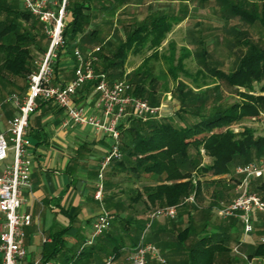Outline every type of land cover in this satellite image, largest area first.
<instances>
[{"label": "trees", "instance_id": "16d2710c", "mask_svg": "<svg viewBox=\"0 0 264 264\" xmlns=\"http://www.w3.org/2000/svg\"><path fill=\"white\" fill-rule=\"evenodd\" d=\"M87 1L67 0L69 20L64 29V36L68 48L76 43L79 34L84 33L85 21L88 18L86 10L91 8L89 5L91 2ZM220 1L226 3L230 11L241 19L251 23L259 22L264 27V7L260 14H255L228 0ZM0 16V82L20 87L19 81L26 79L28 81L29 75L38 68L36 61L33 60L32 46L44 50L38 43L34 29L39 28L44 32L42 34L45 36L47 34L41 21L22 7L19 0H0ZM174 22L175 18L168 13L149 18L128 33L115 51L110 54L97 52L96 69L107 73L108 77H114V70L119 69L121 76L125 72L124 66L129 53L132 51L138 54L147 47L151 53L144 60V64L145 62L147 64L150 58L159 57V48L167 33L172 30ZM88 38L99 39L95 29L88 34ZM246 44L249 48L248 53L241 57L236 69L229 72L219 68L210 69L215 78L235 89L238 101L229 106L219 107L211 114L194 113L195 121L185 125L176 124L173 117L167 120H159L157 117L146 120L133 117L128 126L122 128L120 124L123 157L115 162L120 166H128L138 178L144 175L158 182L154 185H144L143 192L139 191L136 194L139 199L146 196L143 199L146 208L149 205L153 206L152 210L164 205H178L181 210L191 205L199 212L201 210L195 204L196 201H185L189 195L194 193L196 200L206 192L211 193L212 197H220L228 189L226 179L210 178L211 176L231 173L235 164H246L254 158L264 156V135H256L253 127H245L243 130L234 128V124L245 118L264 115V47L250 42ZM88 49L87 47L81 50L86 52ZM188 56V53L181 54L177 58V63L169 66V72L175 80L178 79L179 72L189 75L184 63ZM167 59L171 63L174 62L170 56ZM100 62L103 64L101 69L98 68ZM198 72L201 73L200 70ZM190 90L185 91L183 86L179 87L180 106L175 113L181 118L183 113L189 112L188 108L193 104L196 107L195 100L199 98L190 96ZM151 92L143 80H136L131 91L138 97H146ZM206 155L211 157V162L204 161ZM208 179L210 182H206ZM261 187H264V182ZM213 207V204H209L204 209L207 211L205 213L207 218L204 220L202 234L197 244L190 246L187 264H233L234 258L229 255L233 224L224 231L207 229L210 226L208 213ZM191 212L189 209L187 223L178 231L177 238L180 243H185L196 231ZM196 212L194 211V214ZM115 218L121 222L124 220L126 223L133 222V228L141 224L144 230V225L146 226V219L137 220L132 217L126 220L119 216ZM70 228L71 225H68L50 234L51 241L44 243L43 257L39 264H46L50 260L62 264L59 263L57 256L66 251L64 248ZM257 232L256 245L246 248L243 243L241 248H246L250 258L256 257L260 264H264V242L261 241L262 236L258 235L261 232ZM110 237L111 233H106L104 240L99 243L107 244L111 241ZM237 242L239 244L241 241ZM137 243L135 242L133 246ZM78 256L89 260L85 264L90 263L94 249L86 251L82 248Z\"/></svg>", "mask_w": 264, "mask_h": 264}, {"label": "rangeland", "instance_id": "374dc122", "mask_svg": "<svg viewBox=\"0 0 264 264\" xmlns=\"http://www.w3.org/2000/svg\"><path fill=\"white\" fill-rule=\"evenodd\" d=\"M88 1L91 2L90 4L88 3L91 8L86 10L88 18L85 21L84 33L78 35V40L71 47H65V49L61 50L60 54L63 55L62 57L59 56L60 59L58 58L60 62L66 60L68 57L65 54L73 53L72 51L75 47H80L81 49L100 47L99 52L110 54L116 50L128 33L149 18L162 13H168L175 18L176 23L174 22L172 30L167 33L159 48V57L150 58L147 64L146 62L144 64V60L150 55L151 50L147 47L138 54L131 51L125 63L123 75L120 76V70L116 69L117 71L114 70L113 72L114 77H108L110 82L116 80L127 82L131 95H133L131 91L136 80H143L144 85L152 92L141 98L148 101L150 105L161 108V113L157 115L159 120H167L169 117H173V121L176 124L185 125L195 121L194 113L211 114L219 107L229 106L238 101L239 97L235 89L215 78L211 74L210 69L219 68L227 72L236 69L241 57L248 53L249 48L246 42L264 47V27L259 22H247L236 16L230 11L227 4L220 0ZM228 1L242 6L248 12L255 14H260L264 7V0ZM94 29L100 31L98 40L88 38V34ZM33 32L38 36L39 45L44 48V50H41L36 46H32L33 60L36 61L38 66L41 62V57L50 45V38L42 34L43 31L39 28L34 29ZM183 53H188L189 55L184 60L185 69L189 72V75L179 72V77L175 80L169 72V66L176 64L177 58ZM168 56L174 59L173 63L167 59ZM98 68H103L101 62L98 64ZM199 70L201 73L198 72ZM19 85L20 87H15L7 82H0V103H2V109L5 107L6 109L9 108L7 105L11 104L3 103L8 96L17 94L22 97L25 94L28 86L27 79L20 80ZM182 86L185 91L191 89L189 92L190 96H198L199 98L195 100L196 107L193 104L188 108L189 112L183 113L184 115L181 118L175 112L180 106L178 96L179 87ZM6 111L8 113V110ZM245 127H253L256 135H264V115L256 118H245L240 123L234 124L235 130H243ZM258 159L254 158L253 161ZM12 161L13 150L9 152V158L5 162L10 163ZM238 165L240 163L235 164L233 167V175L236 178L233 180L237 182V185L240 183L241 177L235 174L234 169ZM206 182H210L209 179ZM232 182L220 197H212L211 193L205 191L206 194L197 199L195 203L198 209L200 208L201 210L199 212H196V209H193L190 205L179 210L175 218H162L153 221L151 227L147 230L146 239L158 246L163 256L167 259V264H187L190 246L196 245L201 237V229L205 218H207L205 214L207 211L205 212L204 209L209 204H213L214 207L208 213L210 226L207 229L224 231L233 224L231 242L229 241L231 247L229 255L234 258L233 264H247L242 255L233 251V248L238 244L237 241H241L244 236L243 224L237 218H222L218 215V209L222 207V204L229 203L238 195V189L235 191ZM262 183V179H252L251 190L264 199ZM189 209L192 210L191 214L194 217L196 231L190 235L185 243H180L177 234L187 223ZM150 211L153 210L148 207V212ZM194 211L196 212L195 214ZM257 217L259 224L256 221L254 222V233L257 231V233L261 232L258 235L264 237V213H259ZM133 227V222L126 223L125 220L121 222L115 218L108 231L96 238L94 245L84 242V236L80 237L81 240L78 239V236L82 235L79 233L76 236L77 241L72 246L73 248L67 249L69 244H66L64 248L66 251L57 256L58 261L62 264H85L89 260L82 257L79 258L78 252L82 248L86 251L92 248L94 249V256L91 261L101 262L109 256H115L116 252L120 250L116 257L117 264H126L127 257L138 243L135 246L133 244L140 241L144 232L141 224L136 225L135 228ZM108 232L111 233V241L101 245L99 243L101 238ZM254 233L246 237L244 241L246 248L256 245V233ZM115 248H118V250H115ZM246 248L240 247V251L248 254ZM32 259L33 256L28 255L24 259L23 264ZM148 264L163 263L149 254Z\"/></svg>", "mask_w": 264, "mask_h": 264}, {"label": "built area", "instance_id": "2783aa9c", "mask_svg": "<svg viewBox=\"0 0 264 264\" xmlns=\"http://www.w3.org/2000/svg\"><path fill=\"white\" fill-rule=\"evenodd\" d=\"M19 1L22 7L41 21L44 31L50 38V45L41 57L38 68L29 75L25 94L22 97L12 94L3 102L11 103L18 112L8 120L6 132H0V264H23L28 254L26 237L27 229L32 224V216L21 207L24 190L31 188L29 120L37 110L40 100L52 101L62 109L66 115L65 125H91L96 130L111 136L112 146L102 160V170L123 157L120 124L128 112L133 117L143 120L157 117L161 113L160 107L152 106L145 99L131 95L127 82L123 80L110 82L105 72L96 69L97 52L100 51V47L88 49L86 52L76 47L74 77L64 84L54 83L56 63L61 50L66 47L64 29L68 2L67 0ZM86 83H93L99 93L101 115L90 112L84 104L76 103V95ZM1 108L2 103L0 110ZM11 150H13V161L6 163ZM235 172L241 177L237 186L238 195L229 203L222 204L218 209V215L222 218L239 219L243 224L244 236L233 251L242 255L247 264H260L258 258H250L247 253L240 251V247L246 237L254 233L256 216L264 213V199L251 190L252 179H264V158L240 164L235 168ZM94 196L99 202L100 211L86 241L89 245L107 232L115 219L114 213L106 207L102 178L97 184ZM185 201L195 202V194L189 195ZM178 213V205L154 208L141 239L127 257L126 264H148L149 254L161 263L167 264V259L158 246L146 239V233L155 219L175 218ZM261 241L264 242V237ZM117 262L115 256H109L101 262L93 261L87 264H117ZM46 264H56V262L50 260Z\"/></svg>", "mask_w": 264, "mask_h": 264}, {"label": "crops", "instance_id": "0c3cea01", "mask_svg": "<svg viewBox=\"0 0 264 264\" xmlns=\"http://www.w3.org/2000/svg\"><path fill=\"white\" fill-rule=\"evenodd\" d=\"M68 20L67 13L66 23ZM96 33L100 37V31ZM72 52L65 54L68 57L66 60H57L54 83L64 84L74 77L76 60L74 50ZM75 100L76 103L84 104L90 112L102 114L99 93L93 83L84 84ZM7 106L9 108L0 110V132H6L8 120L18 112L14 105ZM132 118L128 112L122 119V128L128 126ZM65 119L64 111L47 100H40L37 110L30 116L31 188L24 190L21 208L32 216V224L27 229L26 245L27 256L32 255L33 259L26 264H39L43 257L44 243L51 241L50 234L68 225H71L66 237L69 247L75 244L79 233L82 235L78 239L83 236L84 242L89 239L92 225L100 211L94 195L101 178L106 207L115 216L126 220L132 217L137 220L146 219L147 223L152 212H148L145 207L143 199L146 196L139 199L136 194L143 192L144 185L158 182L144 175L138 178L128 166H120L115 161L102 170V160L112 146L111 136L91 125H65ZM211 160L210 156L204 157L206 163ZM210 178L226 179L228 186L233 181V187L237 190L233 170ZM255 221L259 224L257 216Z\"/></svg>", "mask_w": 264, "mask_h": 264}]
</instances>
